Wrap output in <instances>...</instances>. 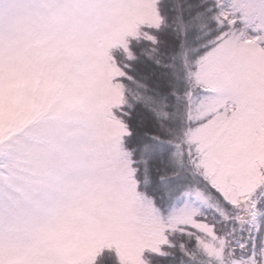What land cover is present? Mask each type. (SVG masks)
I'll list each match as a JSON object with an SVG mask.
<instances>
[{"label": "snow or ice", "instance_id": "snow-or-ice-1", "mask_svg": "<svg viewBox=\"0 0 264 264\" xmlns=\"http://www.w3.org/2000/svg\"><path fill=\"white\" fill-rule=\"evenodd\" d=\"M0 264H264V0H0Z\"/></svg>", "mask_w": 264, "mask_h": 264}]
</instances>
